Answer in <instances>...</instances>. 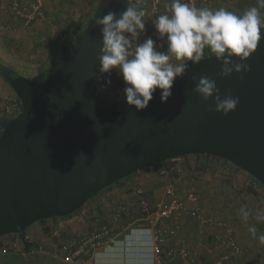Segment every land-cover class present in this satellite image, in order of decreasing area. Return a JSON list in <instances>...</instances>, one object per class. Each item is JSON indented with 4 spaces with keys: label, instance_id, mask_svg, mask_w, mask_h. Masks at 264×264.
<instances>
[{
    "label": "water",
    "instance_id": "95a60500",
    "mask_svg": "<svg viewBox=\"0 0 264 264\" xmlns=\"http://www.w3.org/2000/svg\"><path fill=\"white\" fill-rule=\"evenodd\" d=\"M129 2L100 0L45 78L4 72L22 110L0 135V239L72 215L121 180L187 156L220 158L264 186V36L243 80L235 73L220 79L221 63L211 55L189 65L166 103L157 89L143 111L105 105L94 85L102 48L95 19ZM202 75L216 80L222 98L239 97L234 112L209 111L214 98L205 102L193 92Z\"/></svg>",
    "mask_w": 264,
    "mask_h": 264
},
{
    "label": "crops",
    "instance_id": "0c3cea01",
    "mask_svg": "<svg viewBox=\"0 0 264 264\" xmlns=\"http://www.w3.org/2000/svg\"><path fill=\"white\" fill-rule=\"evenodd\" d=\"M31 1L21 0L22 3ZM133 1L139 3V0H131L130 3ZM227 1L210 0L207 6L203 5L201 7H207L212 10L225 8L234 13L242 14L248 8L257 4L256 1H252L251 4L244 1V3L237 2L240 3L237 6V3L231 5ZM97 2L98 0H47L46 18L37 19L31 28H27L26 32H22V21L16 17L11 9L12 0H0V64L12 68L16 73L25 71L28 68L36 69V71L48 70L58 45L62 42L64 43L65 39L73 37L75 32H77L76 30L93 17ZM168 3H170V0H166V4ZM165 11L167 12V9ZM11 15L14 16L12 17ZM149 15L151 14L146 12L144 22H150V27H152L153 17L151 16L150 20ZM4 23L16 27L14 32H11L10 29L8 31L1 30ZM15 31H17V34ZM149 31L152 37V28ZM13 43L17 47H24L25 49H21H27V52L33 47L37 51L31 55H17L18 59L16 60V65H14L12 63L14 61L12 56L14 53ZM163 51H166V49ZM210 54L212 55V52L205 49L204 56H210ZM110 76L118 79L122 78L116 70H113ZM7 83L3 77H0V132L2 131V121L5 118L3 101L12 100L16 96L9 87L10 84L8 83V86ZM158 167L160 166L157 165L150 168V170L138 172L134 176L131 175L121 180V183H116L100 192L91 199L90 203L85 205L87 208H91L87 214L84 213L86 212L84 206L81 212L69 218V223L68 221L65 222V224L70 226L66 225V227H63L62 222L59 230L50 229L52 225L64 219L58 221L48 219L49 221L46 224L40 225V230L33 232L34 236L27 233L25 239H30L28 242L32 244L31 249L33 247L38 248L37 253L41 251L39 254L43 255L37 264H72L65 261L67 255V252H64L65 249L73 246L75 239L89 235L104 227L114 231L119 244H110L104 249L89 253L85 256L86 262L84 264H153L147 259L150 246L144 235V228H148V223L143 220L142 213L145 207H148L153 212V208L158 206L163 198L156 203H152L144 195L143 189L136 183H140V181L142 183L145 179L150 178L152 170ZM189 174L191 175V172H188L186 165L177 167L172 164L171 170L166 176L159 175L165 179L169 176H175V178L168 180L167 183L174 185L178 195L186 196L189 191L195 190L201 199V205H203L207 213L233 224L236 230V238L245 251V255L240 257L241 263L245 260L254 262L256 251L260 247L264 249V245H261L257 239L252 238L248 232V225L241 221L238 213L239 209L244 206L251 210H255L258 207L264 208V191L261 192L259 187L253 188L256 193L260 191L263 194V196H260L262 199L254 198L252 194H256L253 191H248V183L237 181L233 182V184L226 181L219 183L207 179L201 182L200 178L198 182L192 180L194 183H189L187 181ZM138 189L142 193H139ZM241 190L243 191L242 196H240ZM163 224L172 225L174 221L170 220L163 222ZM181 225L180 233L178 236L169 239L167 247L178 249L181 244H186L201 264L223 255L224 248L215 244V236L224 234L221 228L202 225L196 219L190 217L182 218ZM48 226L51 227L49 228ZM257 227L260 232H264V223H259ZM41 229H45V231L42 232ZM7 238L12 242L19 237L8 235ZM21 241L23 243L22 249L27 251L25 240L20 237L17 242ZM128 241L134 243L133 247L126 246L130 243ZM13 248V253H18L19 250L15 251L16 247L13 246ZM212 248L216 250L212 251ZM127 249H130L131 253H127ZM25 251L22 253L24 256L26 255ZM47 257H50L52 261H47ZM239 262L235 261V264H239ZM177 264H181V262L177 261Z\"/></svg>",
    "mask_w": 264,
    "mask_h": 264
},
{
    "label": "clouds",
    "instance_id": "9594fccd",
    "mask_svg": "<svg viewBox=\"0 0 264 264\" xmlns=\"http://www.w3.org/2000/svg\"><path fill=\"white\" fill-rule=\"evenodd\" d=\"M257 4L237 14L225 8L212 10L193 6L185 0H170L165 5L167 12L152 22L158 39L166 44V51L160 50L164 45L157 44L151 36L133 46V38L146 31L143 8L126 7L119 13L109 10L95 19L102 36L100 71L109 77L113 70L117 71L125 83L126 103L137 111L147 109L157 89L161 102L166 103L172 96L176 79L185 76L189 65L202 61L205 49L214 53V58L221 63L220 79L235 73L243 80L244 74L250 71L246 61L257 51L264 36V15L261 14L264 0H257ZM234 58L239 62H234ZM110 85L109 78L106 87ZM193 92L205 102L214 98V108L209 111L225 116L239 104V97L231 93L222 98L212 77L200 76ZM238 214L248 225L252 238L264 245V232L257 227L264 223V208L251 210L244 206Z\"/></svg>",
    "mask_w": 264,
    "mask_h": 264
},
{
    "label": "built area",
    "instance_id": "2783aa9c",
    "mask_svg": "<svg viewBox=\"0 0 264 264\" xmlns=\"http://www.w3.org/2000/svg\"><path fill=\"white\" fill-rule=\"evenodd\" d=\"M46 2L47 0H32L29 3H22L14 0L11 9L18 19L22 21V25L29 28L37 19L46 18ZM193 6H207L210 0H185ZM166 0H148L143 6L148 9L153 17L152 22L161 14H165ZM152 24V38L157 44H163L164 41L158 39L155 28ZM107 91L118 95H123L125 83L123 78L111 81V85L107 86ZM168 170L161 171V176H166ZM255 187H259L257 183H252ZM139 193H142L138 189ZM143 220L148 223V228H144L147 242L150 246V252L147 256L148 261L153 264H201L193 255L192 251L186 244H181L178 249L167 247L170 238L178 236L181 231V220L184 217L196 219L200 224L210 227H218L224 231L221 236H215V244L224 248V253L219 258L207 261L203 264H235V261L245 255L243 247L236 238L235 226L230 222L219 219L207 213L201 205V199L195 190L188 192L186 196L178 195L174 185L169 183L165 186V194L162 201L156 206L155 211L151 212L148 207L143 209ZM173 220L174 224L165 225L163 222ZM29 241V238H26ZM119 242L114 231L108 227H104L89 235L75 239L73 246L67 247L65 261L72 264H84L85 256L89 253L97 252L104 249L110 244ZM11 250H13L11 248ZM215 251L216 249H211ZM7 253V248L3 249Z\"/></svg>",
    "mask_w": 264,
    "mask_h": 264
},
{
    "label": "rangeland",
    "instance_id": "374dc122",
    "mask_svg": "<svg viewBox=\"0 0 264 264\" xmlns=\"http://www.w3.org/2000/svg\"><path fill=\"white\" fill-rule=\"evenodd\" d=\"M13 1L14 0H12V2ZM18 1L21 2V0H18ZM244 1H246V2H248L250 4L252 3V1H256V3H257V0H228L227 2H228V4L232 5V4H236L237 2L244 3ZM99 2H100V0H98L97 4L95 5L96 8H97ZM144 2H145L144 0H139V3H136L134 1L132 3L129 2L128 7L143 8V10H145V12L150 13V11L143 6ZM240 3H237L236 5L238 6ZM255 6H258V4H256ZM96 8H95V11H96ZM95 11H94V13H95ZM261 14L264 15V9H261ZM151 16L152 15L148 16V17H150V20H151ZM90 20H88L86 24L81 25V27L78 28V30H76L77 32H75V35L73 37H71L69 39H65L64 43L62 42V43H60L58 45L56 53L51 59V65L53 64V62L56 61V59L60 55V52H61L62 49L70 47V46H72L73 44L76 43V41L78 39V36L80 35V33L83 30L85 31V29H86L88 23L90 22ZM145 23H146L145 34L144 33H140V35L138 37L133 38V46H135L137 43L142 42L143 39H146L148 36H150V34H149V32H150L149 30L151 29L150 22L148 23L146 21ZM3 25H4L3 28H1V30H3V31H8L10 29L11 32L12 31L14 32V30L16 28V27L7 25L5 23ZM21 27H22L21 28L22 32H26L29 28L32 27V25L28 29L26 27H24L23 25ZM263 30L264 29H262V31ZM15 32L17 34V31H15ZM13 45H14V47H13L14 53L12 54V56L14 57V61H12V63H14V65H16V62H17L16 60L18 59L16 57L17 55H19V56H21V55L22 56L23 55H31V54H35L36 51H37V49L35 47H33L29 52H27L28 51L27 49L26 50L21 49V48H24V47H17V46H15L14 43H13ZM20 46H22V45H20ZM212 54H214V53H212ZM47 72H48L47 69H45L44 71L43 70L36 71V69L28 68L25 71H21V72L17 73V75L23 76V77H26V78H28L30 80L36 81V80H41L42 77L45 74H47ZM95 75H96V81L94 82V85H95L96 91L98 92L100 97L104 98L106 100V102L109 103V104L115 103V104H120L121 105V104H125L126 103V98L124 97V95L119 97L118 95H115V94L110 93L109 91H107V88H106V81L109 78H110L111 81L116 80L118 78L111 77V76L109 77L107 74L101 73L100 66L98 67ZM7 85L9 86L8 83H7ZM9 87L11 88V86H9ZM11 90L13 91L12 88H11ZM17 98L18 97L16 95L12 100L7 99V100L3 101V105H4L3 111L5 113V116L6 115H10V117L14 118L15 116L18 115L16 113L18 111V108H17L18 105L16 103L17 102ZM170 161H171V165L175 164V166H177V167H181L182 165H186V167L188 168V172H191V175L189 174V178H187V181L189 183L198 182L199 178H200L201 182L205 181V179H207L209 181H214V182L217 181L219 183H223L225 181L226 182H232V184H233V182L237 181V182H241V183L242 182L243 183H248V186L251 183H257V182H255L252 179L253 177L251 175L247 174L246 172L242 171L241 169H238L236 166H234L231 163H225V162H221L219 160L212 159L211 164L210 165L207 164V166L209 168L207 167V169L203 168V170H200V169H197V165H196L197 164V159H196L195 156H189L188 158H181V159H178V160L176 159L174 161L173 160H170ZM167 162H169V161H167ZM201 167H204V166H201ZM166 168H167L166 165H164L162 163V164H160V167H158L157 169L152 170V174L150 175V178L145 179L144 181H142V183H141V181H140V183L139 182L136 183L140 188L143 189L144 195L148 199H150L152 201V203H156V202L160 201L164 197L165 186L167 184H169V183H167V181L170 180V179L175 178V176H171V177L169 176L166 179L165 178H161V176L159 174H160V172L162 170H166ZM192 180H196V181L193 182ZM235 184H237V183H235ZM237 186H239V185L237 184ZM259 188L261 189V190L259 189L261 192L264 191V186L262 187L260 185ZM260 191H257L256 195L252 194V196H254V198L258 197L259 199L260 198L262 199V197H260V196H263V194ZM242 193H243V191L241 190L240 191V196H242L241 195ZM90 202H91V200L88 203H90ZM155 207L153 208L154 211H155ZM84 209H86V212H84V213L87 214L91 208H87V206H85ZM69 220H70L69 218L68 219H64V220H61V221L57 222L56 224H54L55 226L52 225V228H50L51 226H48V227L50 229L59 230L60 227H61L60 225H61L62 222H63V227L64 226L66 227V225L70 226L68 224H65L66 221H68V223H69ZM41 224L42 223H40V222L34 224L33 226H31L27 230V233L32 235V236H34L33 232L34 231L36 232V231L40 230V227H41L40 225ZM35 228H36V230H35ZM45 229H43V230L41 229L42 232L45 231ZM19 238H16L15 239L16 241L13 240L12 242H11V240H9L7 238V236L1 238V245H3L2 246L3 248L0 245V264H33V263L37 264V262H39L42 259L43 255L39 254L41 251L37 253L38 248H34L33 247L29 252H28V250L27 251L23 250L22 249V245H23L22 241L21 242H17L19 240ZM33 242L35 243V241H33ZM128 242H130V243L127 244L126 246L133 247L134 243H132V241H128ZM115 244H119V243L117 242ZM13 246L16 247L15 251L19 250L18 253H13L14 251H11V252H8V253H4L3 252L4 248H7L8 250H11V248H12L14 250ZM24 251L26 252L25 256L22 254ZM126 252L127 253H131L130 249L129 250L127 249ZM14 255H18V256H14ZM255 256H256V259H255L256 262L255 261L253 262L251 260H245L246 262L247 261H251V262L246 263L244 261V262L241 263L240 259L237 260V261L238 262L240 261L239 264H264V249L262 247H260L256 251V255ZM46 260L47 261H50V260L52 261V259L50 257H47Z\"/></svg>",
    "mask_w": 264,
    "mask_h": 264
},
{
    "label": "trees",
    "instance_id": "16d2710c",
    "mask_svg": "<svg viewBox=\"0 0 264 264\" xmlns=\"http://www.w3.org/2000/svg\"><path fill=\"white\" fill-rule=\"evenodd\" d=\"M264 31V30H263ZM262 31V32H263ZM84 33V30L80 33V35L78 36V39L82 36V34ZM77 39V40H78ZM77 42V41H76ZM74 45V44H73ZM72 45V46H73ZM72 46H70V47H67V48H65V49H62L61 50V52H60V55L58 56V58L57 59H59V58H61ZM212 55H214V54H212ZM210 56H211V54H210ZM205 57H208V56H204L203 58H205ZM56 59V60H57ZM54 63V62H53ZM189 64H191V62H188ZM0 67H1V71H0V77H3L8 83H9V81L6 79V77H5V74H4V72L6 71V70H13L12 68H10V67H6V66H3V65H1L0 64ZM49 70V69H48ZM48 73V72H47ZM47 74H45L43 77H42V79L43 78H45V76H46ZM17 76H19V75H17V73L14 71V73H13V77H17ZM95 81H96V75H95ZM94 81V82H95ZM10 84V83H9ZM95 90H96V88H95ZM97 92V91H96ZM97 95H98V97H99V99H100V101L103 103V104H105V105H120V104H115V103H112V104H109V103H107L106 102V100L104 99V98H102V97H100L99 96V94H98V92H97ZM17 105H18V111L16 112L17 114H19V112L22 110V105H21V102H20V100H19V98H17ZM13 119V117H10V115H6L5 116V118L3 119V121H2V131L4 130V128L9 124V122L11 121ZM2 131L0 132V135H1V133H2ZM189 156H187V157H185V158H188ZM196 157V159H197V169H200V170H203V168L204 169H207V164L208 165H210L211 164V161H212V159H215V160H219V161H221V162H225V163H229V162H227V161H225V160H222V159H220V158H217V157H213V156H210V155H196L195 156ZM164 165H166V169L168 170V171H170L171 170V167H172V165H171V161H169V162H165V163H163ZM160 166V165H159ZM201 166H204V167H201ZM209 168V167H208ZM239 169V168H238ZM147 170H150V169H146V171ZM134 175H136V174H134ZM134 175H132V176H134ZM255 182H257V184H258V186L260 187V185L263 187V185L261 184V183H259L258 181H256V179H254V178H252ZM119 183H121V181L120 182H118V184ZM260 184V185H259ZM253 188H256L252 183L248 186V191H253V192H255V194H256V191H254V189ZM83 210V207L79 210V211H77L76 213H74V214H72V215H69V216H67V217H64V218H53V220L54 221H58V220H60V219H67V218H70L71 216H73V215H75V214H77V213H79V212H81ZM49 220H42V221H40V223H42V224H46L47 222H48ZM12 236H15V237H21V238H23L24 240H25V243H26V248H27V250H31V246H32V244H31V242H28L26 239H25V237L27 236V232L26 233H24V234H20V235H12ZM0 245H1V239H0ZM3 245H1V247H2ZM3 248V247H2ZM11 251H13V250H8L7 249V253L8 252H11ZM18 256V255H17Z\"/></svg>",
    "mask_w": 264,
    "mask_h": 264
}]
</instances>
